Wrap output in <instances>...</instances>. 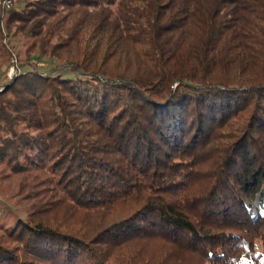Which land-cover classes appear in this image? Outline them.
I'll use <instances>...</instances> for the list:
<instances>
[{
    "label": "trees",
    "instance_id": "obj_1",
    "mask_svg": "<svg viewBox=\"0 0 264 264\" xmlns=\"http://www.w3.org/2000/svg\"><path fill=\"white\" fill-rule=\"evenodd\" d=\"M12 2L0 264H264V0Z\"/></svg>",
    "mask_w": 264,
    "mask_h": 264
},
{
    "label": "rangeland",
    "instance_id": "obj_2",
    "mask_svg": "<svg viewBox=\"0 0 264 264\" xmlns=\"http://www.w3.org/2000/svg\"><path fill=\"white\" fill-rule=\"evenodd\" d=\"M25 0H17L16 6L23 5ZM11 7V6H10ZM6 5L3 6L0 0V14L2 13L1 9L10 8ZM25 39L23 38H14V37H7L4 42L3 46L0 45V83L5 82L7 79H11L14 77V73H12V68L16 66V73L20 71H24L28 66H22L21 63H25L26 61H21L20 57L26 58L25 49L26 47L23 45ZM21 51L18 55V52ZM23 59V58H22ZM32 64H35L37 68L40 69L41 72L46 73L53 69H56L59 62L55 58H51L48 56H43L39 58L38 56H34L31 60ZM5 188H3V191ZM8 193V192H6ZM6 193H3L4 195ZM4 201L1 204L0 212L5 214V218H3L7 225L11 224L18 219L17 214L20 217H24V213L22 212L21 208L15 203V201L10 202L8 196H1ZM263 197L258 196L254 201L247 202V206L250 208L252 212L255 214H262L264 212V205L262 204Z\"/></svg>",
    "mask_w": 264,
    "mask_h": 264
},
{
    "label": "built area",
    "instance_id": "obj_3",
    "mask_svg": "<svg viewBox=\"0 0 264 264\" xmlns=\"http://www.w3.org/2000/svg\"><path fill=\"white\" fill-rule=\"evenodd\" d=\"M1 2H2L3 6L6 5L8 7L12 6V4H13L12 0H1ZM11 70H12V73H15L17 71L16 66H15V68H12Z\"/></svg>",
    "mask_w": 264,
    "mask_h": 264
}]
</instances>
